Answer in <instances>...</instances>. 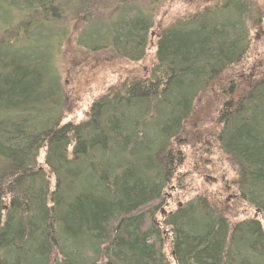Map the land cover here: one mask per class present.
I'll list each match as a JSON object with an SVG mask.
<instances>
[{"label":"trees","instance_id":"16d2710c","mask_svg":"<svg viewBox=\"0 0 264 264\" xmlns=\"http://www.w3.org/2000/svg\"><path fill=\"white\" fill-rule=\"evenodd\" d=\"M140 1H0V31L15 34L0 42V264H264V65L249 64L263 72L247 88L224 75L264 24L254 0H212L161 28L145 77L107 86L77 122L63 107L54 24L82 23L87 50L139 62L154 25ZM215 84L224 101L203 137L233 167L226 192L256 217L232 221L217 195L161 210L185 166L176 140L196 135L186 125Z\"/></svg>","mask_w":264,"mask_h":264},{"label":"rangeland","instance_id":"374dc122","mask_svg":"<svg viewBox=\"0 0 264 264\" xmlns=\"http://www.w3.org/2000/svg\"><path fill=\"white\" fill-rule=\"evenodd\" d=\"M0 1L3 3L5 11L10 12L9 4L11 0H7L8 2L6 0ZM5 1L9 4H6ZM153 1H140V6L145 9L147 4H153V9L150 11L153 13L154 25L149 33L145 56L139 62L121 59L108 50L98 52L87 50L83 45L85 42L82 36L84 38V34L88 32L83 29L84 24L77 22L55 23V28L50 32V40L46 41V44H49L50 47L44 44L46 39H42L43 43L40 40L37 41L40 43L38 49L35 48L37 46L36 42V44L31 45L30 48L39 51L40 49L43 50V46H46L48 51L53 53L52 64L63 92V107H65L70 119L76 122L81 120L91 103L90 100L107 86L127 78L145 77L155 64V44L158 31L184 16L203 9L212 2V0H160V3H157L158 0ZM253 2H255L256 8L264 19V0H254ZM16 11L17 7H14L12 13ZM1 22L0 17V28ZM259 26L252 25L250 29L252 44L251 54L247 62L244 63L243 67L239 66L224 73V75L241 82V88H247L255 75L250 73L249 64L252 60L256 61L258 68L264 65V24L260 28ZM12 31L13 29H9L8 32L0 31V42L8 40L9 43H15L13 40L15 34H11ZM262 72V69L256 71L255 79H258L259 74ZM45 74H48L49 77L54 76L52 70L48 73L45 72ZM220 93L217 84L210 87L203 97L197 101L193 115L186 125L184 133L194 132L196 135L194 137L180 135L176 140L175 152H182L183 155H186V161L182 174L178 175L177 180L164 193L165 199L161 208L162 212L175 209L180 200L185 201L197 195L217 198L215 196L217 195L226 201L224 206L229 208L227 215L232 221L258 216L253 208L237 198L233 190L226 192L225 188L230 186L235 178L233 167L215 147L213 136L209 137L211 138L210 144L203 137V135L208 134L214 135L215 119L224 101ZM213 120L214 122H212ZM196 148L200 149L197 152H203L202 158H200L204 167L197 165ZM197 155L199 156V154ZM186 173L187 175H185ZM157 218L159 221L161 220L160 215ZM167 245H169V242Z\"/></svg>","mask_w":264,"mask_h":264},{"label":"bare ground","instance_id":"6f19581e","mask_svg":"<svg viewBox=\"0 0 264 264\" xmlns=\"http://www.w3.org/2000/svg\"><path fill=\"white\" fill-rule=\"evenodd\" d=\"M194 118V117H193ZM203 183V182H202ZM203 191V190H202Z\"/></svg>","mask_w":264,"mask_h":264}]
</instances>
